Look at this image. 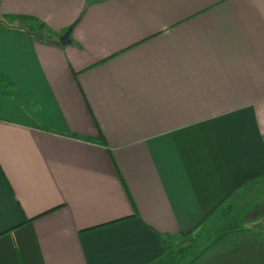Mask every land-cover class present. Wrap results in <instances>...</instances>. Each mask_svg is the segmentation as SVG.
Instances as JSON below:
<instances>
[{
  "label": "crops",
  "instance_id": "crops-1",
  "mask_svg": "<svg viewBox=\"0 0 264 264\" xmlns=\"http://www.w3.org/2000/svg\"><path fill=\"white\" fill-rule=\"evenodd\" d=\"M0 76V264H156L264 192V0H0Z\"/></svg>",
  "mask_w": 264,
  "mask_h": 264
},
{
  "label": "trees",
  "instance_id": "trees-1",
  "mask_svg": "<svg viewBox=\"0 0 264 264\" xmlns=\"http://www.w3.org/2000/svg\"><path fill=\"white\" fill-rule=\"evenodd\" d=\"M10 86L11 84L0 76V87ZM185 250L178 248L169 253L170 257H182ZM184 264H264V233L241 225L235 226L217 236L211 244Z\"/></svg>",
  "mask_w": 264,
  "mask_h": 264
},
{
  "label": "rangeland",
  "instance_id": "rangeland-1",
  "mask_svg": "<svg viewBox=\"0 0 264 264\" xmlns=\"http://www.w3.org/2000/svg\"><path fill=\"white\" fill-rule=\"evenodd\" d=\"M243 202L246 205L247 203H250V206H248L244 211H240L239 213L231 216L227 222V229H229L230 227L233 228L235 226L241 225L246 228L252 229L253 231L264 233V227L262 224V222H264V192L258 194L255 198L252 199V201L250 200V196L247 194L243 198ZM254 202H259L262 205L258 209V212L257 210H255V208H252V204ZM254 222L256 223L254 224ZM207 245H209V242L205 244L203 240H197L194 237H188L187 239L183 238V240L178 241H169L166 245V251L164 252L163 256L159 258L156 264H184ZM178 248L186 249L183 256L179 258H171L169 253L174 252Z\"/></svg>",
  "mask_w": 264,
  "mask_h": 264
},
{
  "label": "water",
  "instance_id": "water-1",
  "mask_svg": "<svg viewBox=\"0 0 264 264\" xmlns=\"http://www.w3.org/2000/svg\"><path fill=\"white\" fill-rule=\"evenodd\" d=\"M69 34H70V30H68L65 34H63V36L60 39L61 45H66L69 43Z\"/></svg>",
  "mask_w": 264,
  "mask_h": 264
}]
</instances>
